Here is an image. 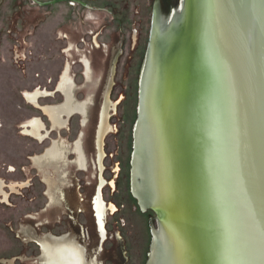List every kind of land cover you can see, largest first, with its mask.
<instances>
[{
	"label": "water",
	"instance_id": "1",
	"mask_svg": "<svg viewBox=\"0 0 264 264\" xmlns=\"http://www.w3.org/2000/svg\"><path fill=\"white\" fill-rule=\"evenodd\" d=\"M165 30L133 171L161 220L152 264H264V0H188Z\"/></svg>",
	"mask_w": 264,
	"mask_h": 264
},
{
	"label": "rangeland",
	"instance_id": "2",
	"mask_svg": "<svg viewBox=\"0 0 264 264\" xmlns=\"http://www.w3.org/2000/svg\"><path fill=\"white\" fill-rule=\"evenodd\" d=\"M142 8L146 10L145 6ZM92 11L67 2L43 8L32 0H0V179L9 194L7 200L0 197V264H47L43 244L50 248L76 246L81 252L80 264H152L159 222L151 210L138 203L131 176L140 107L137 89L144 73L139 63L148 24H143L140 47L135 51L126 48L124 32L118 27L115 38L102 39L112 42L111 53L94 52L88 44L83 50L79 32L88 33L97 26L95 19L87 18ZM37 24L35 38L16 35L17 30L34 31ZM71 46L68 54L66 49ZM118 48L123 52L115 55ZM83 55L92 65L91 80L79 62ZM68 59L74 78L73 98L80 102L88 97L91 100L85 115L74 113L66 118L65 126L54 128L43 106L65 100L53 87L57 82V88L61 66ZM64 81L61 88L68 85ZM100 82H105L100 93L105 106L97 134L98 114L92 102ZM41 87L53 91V95L40 97L39 105L29 103L25 93L32 94ZM34 117L44 123L43 140L23 133L25 122ZM54 140L69 144L80 140L87 157L91 154L96 156L95 161L99 160V175L105 179L111 174V166L121 163V176L115 187L109 182L104 188L103 225L97 212L92 211L98 197H90L96 181L94 162L83 173L71 163L65 185L59 181L58 170L50 169L48 176L55 196V202H51L47 194L49 183L33 158L43 154ZM68 159L73 161L75 154L69 153ZM12 165L16 170L10 172ZM80 178L84 180L83 184L80 182L83 187H78ZM12 184L17 185L16 189L11 188ZM79 192L86 194L84 201L78 198ZM110 201L114 204L109 205ZM59 262L62 264V256Z\"/></svg>",
	"mask_w": 264,
	"mask_h": 264
},
{
	"label": "flooded vegetation",
	"instance_id": "3",
	"mask_svg": "<svg viewBox=\"0 0 264 264\" xmlns=\"http://www.w3.org/2000/svg\"><path fill=\"white\" fill-rule=\"evenodd\" d=\"M33 4L39 7H47L51 6L57 3L67 2L72 6H79L81 9L87 10L91 9L93 10V14L90 13V16L87 18H93L95 19V23L97 26L92 31H89L88 33H80L79 32V46L83 50H86V44L90 45V48L93 49L94 52H103V53H111L114 49V46L112 45V42L109 40V42H104L102 39L104 38H115V35L117 34L116 27H118L121 32H124L123 39H126L123 41L124 45L127 49H131L132 51H135L139 49V44L141 42L142 33L144 30L143 24H148L147 26V41L143 48L142 52V58L139 63L140 69H145L146 64L148 63L149 56L154 55L157 50L160 48V37L162 34H164L165 30V23L168 22L171 17H173L172 14H174L179 8H181V5L187 6L188 0H77V1H62L57 2L54 4H50L48 2L52 0H32ZM142 6L146 7V10L144 11ZM167 10V11H166ZM169 14V15H168ZM84 16V15H83ZM169 16V17H167ZM38 24L35 26V30L31 32H24V30H17L16 35L22 36L24 34H27L31 38H35L37 36V28ZM113 27L115 28L114 31H109V29ZM125 29L126 31H123ZM65 39L68 38V35L65 34L63 36ZM67 44V43H66ZM73 46L66 49V52L70 54V50H72ZM64 52V51H62ZM89 52H92L91 50ZM123 49L118 48L115 51L116 54H122ZM108 55V54H107ZM65 60V59H64ZM85 68V76L87 79L91 80L92 75V65L89 60V58L86 55H83L82 60H80ZM76 62H73L75 64ZM71 69H72V63L68 59L67 62L63 63L61 66L60 71L62 72L61 77L59 78V83L57 85L58 90L63 94V97L65 100L62 103L59 104H53V105H47L43 106V110L48 114L52 126L54 128H62L67 123V117L74 113H81L82 115H85L87 113V105L91 98H87L86 100L80 102L73 98L72 89L74 87L73 82L74 78L71 75ZM65 80L68 85L64 88L60 87L61 82ZM64 81V82H65ZM56 84L54 85L55 92H59L56 90ZM105 82H100L99 91L93 95L94 100L92 102V105L97 109V128L99 133L100 124L102 120V114L104 109V102L105 99L100 98V93L102 90L103 85ZM115 85V84H114ZM113 85V86H114ZM138 104L141 107L142 104V82H138ZM53 91H49L48 89L44 88H38L34 93H25L26 100L31 104H38L39 105V98L42 96H52ZM123 98H127L123 94ZM118 99L115 97L114 102H116ZM122 100V99H121ZM103 101V103H102ZM120 101V100H119ZM118 101V103H119ZM138 107V117L140 118L141 114V108ZM138 118V122H139ZM89 121V118H88ZM87 121V122H88ZM44 126L43 121L39 117H34L27 122H25L24 127V134L28 136H32L35 138H38L39 140H43L46 138V134L41 132L42 127ZM0 127H1V121H0ZM83 137L85 136V132L82 133ZM84 143V141H83ZM99 145V143H98ZM84 147L82 148V144L80 140H77L73 144H69L66 141H58L54 140L53 143H51L47 149L44 150L43 154L35 156L33 158V161L35 165L40 169V171L43 174V177L45 180L49 183V188L47 190V194L51 199V202H55V196L53 193V187H52V181L50 180L48 174H50V169L55 168L58 170V178L61 183L65 185L67 182V178L69 176V165L71 163L76 164L77 170L80 172H85V170L88 169L89 164L95 163L96 170V181L94 184V190L93 194L90 195V197L98 194V197L95 202V207L92 206V211L97 212L98 214V220L101 225H103V216L105 213V206L104 204L106 201H102L104 198V188L107 184L110 182V186L113 184L114 187L116 183L118 182V179L121 176V168H120V162H116V165L111 166V174L108 176V179H105L103 176L101 177L99 175V160L98 162L95 161L96 156L93 158L91 154H89L87 157V154L83 151ZM75 154V159L73 161H70L68 159L69 153ZM91 156V157H90ZM134 163V160H133ZM133 163H131V176H133ZM16 169L12 165L9 169L10 172L15 171ZM74 178V177H73ZM78 187H80L81 183H84V180L82 178L78 179ZM107 181V183H106ZM81 182V183H80ZM91 183H88V185ZM12 189H16L17 185H10ZM6 184L4 180L0 179V197L7 200L9 197L8 192L5 191ZM83 187V185H81ZM116 188H114L113 191H115ZM84 192V191H83ZM78 193V198L81 201L85 200V193ZM135 196V195H134ZM136 199H139L140 201H143V197L135 196ZM105 202V203H103ZM141 203V202H140ZM139 203V204H140ZM141 203V204H143ZM94 204L93 201H91V205ZM110 204H114L112 201L109 202ZM150 204V203H149ZM145 206V209L151 210L156 215V221L159 220V223L161 224V220L158 217L156 211L153 208V204ZM143 212L147 211L143 208L141 209ZM82 210L80 209V212ZM96 218L97 216L94 215ZM155 221V222H156ZM85 230V229H83ZM44 250L46 251L48 255V263L47 264H60L59 257H63L62 264H80L79 259L81 252L80 250L71 244H65V245H59L54 248H50L47 245L43 244Z\"/></svg>",
	"mask_w": 264,
	"mask_h": 264
},
{
	"label": "bare ground",
	"instance_id": "4",
	"mask_svg": "<svg viewBox=\"0 0 264 264\" xmlns=\"http://www.w3.org/2000/svg\"><path fill=\"white\" fill-rule=\"evenodd\" d=\"M186 8H187V6H185V5L182 4V5H181V8L175 10L176 12H175L174 14H172L173 17H171V19H170L168 22H172V21L178 20V19L182 16V14H183L184 11L186 10ZM166 11H167V10H166ZM168 15H169V14H168ZM167 17H169V16H167ZM144 72H145V69H144ZM143 79H144V73H143V76H142V78H141L142 85H143ZM137 130H138V128H137ZM136 140H137V137H136ZM134 161H135V158H134ZM156 238H157V237H156ZM156 241H157V239H156Z\"/></svg>",
	"mask_w": 264,
	"mask_h": 264
}]
</instances>
